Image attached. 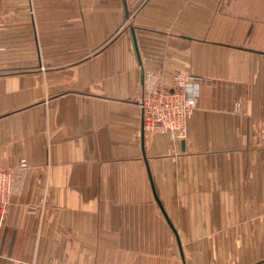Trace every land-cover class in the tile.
I'll use <instances>...</instances> for the list:
<instances>
[{
	"label": "crops",
	"instance_id": "1",
	"mask_svg": "<svg viewBox=\"0 0 264 264\" xmlns=\"http://www.w3.org/2000/svg\"><path fill=\"white\" fill-rule=\"evenodd\" d=\"M0 20V264L264 260V0H0ZM180 76L186 136L145 131L137 98Z\"/></svg>",
	"mask_w": 264,
	"mask_h": 264
},
{
	"label": "built area",
	"instance_id": "2",
	"mask_svg": "<svg viewBox=\"0 0 264 264\" xmlns=\"http://www.w3.org/2000/svg\"><path fill=\"white\" fill-rule=\"evenodd\" d=\"M191 88L186 78L180 76L173 89L159 85L140 95L136 101L144 130L163 133L171 140L183 139L196 107V99L189 93ZM12 175L13 171L2 167L0 162V219L10 204Z\"/></svg>",
	"mask_w": 264,
	"mask_h": 264
},
{
	"label": "water",
	"instance_id": "3",
	"mask_svg": "<svg viewBox=\"0 0 264 264\" xmlns=\"http://www.w3.org/2000/svg\"><path fill=\"white\" fill-rule=\"evenodd\" d=\"M131 31H132V34H133V37H134V40H135L134 28H133V27L131 28ZM134 42H135V41H134ZM135 44H136V43H135ZM151 180H152V179H151ZM151 182H152V185H153V181H151ZM152 187H153V186H152ZM153 191H154V194H155L156 201H157L158 205L160 206V208H161V210H162V212H163L165 218L167 219V221H168V223L170 224V226H171L172 230L174 231V233H176L175 228L173 227L172 223L170 222V220H169V218H168V216H167V214H166V212H165V210H164V208H163V206H162V204H161L159 198L157 197V195H156V193H155V189H154V187H153ZM179 249H180L181 257L184 258V255H183V252H182V247H181L180 244H179Z\"/></svg>",
	"mask_w": 264,
	"mask_h": 264
},
{
	"label": "rangeland",
	"instance_id": "4",
	"mask_svg": "<svg viewBox=\"0 0 264 264\" xmlns=\"http://www.w3.org/2000/svg\"><path fill=\"white\" fill-rule=\"evenodd\" d=\"M2 24V20H1V23H0V25ZM186 136V135H185ZM257 264H264V260L263 261H261V262H259V263H257Z\"/></svg>",
	"mask_w": 264,
	"mask_h": 264
}]
</instances>
